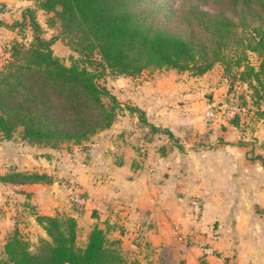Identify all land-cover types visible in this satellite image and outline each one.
Here are the masks:
<instances>
[{"label": "trees", "instance_id": "obj_1", "mask_svg": "<svg viewBox=\"0 0 264 264\" xmlns=\"http://www.w3.org/2000/svg\"><path fill=\"white\" fill-rule=\"evenodd\" d=\"M28 1L53 13L52 22L58 21L60 29L47 39L34 11L23 13L33 41L13 44L9 62L0 68V141L17 136L31 146L52 149L82 144L109 129L124 109L139 111L124 107L100 83L107 72L137 76L167 68L200 76L219 63L227 75L236 70L255 101L264 96V0ZM163 17L175 25L176 33L158 25ZM59 38L79 55L70 65L53 53ZM251 54L259 57L256 65ZM140 117L144 119L143 112ZM146 125L176 140L170 129ZM52 182V176L39 172L0 176V183L12 186ZM36 221L47 238H40L32 250L15 230L3 246L1 264H138L128 262L97 225L80 246L72 215H41Z\"/></svg>", "mask_w": 264, "mask_h": 264}, {"label": "rangeland", "instance_id": "obj_2", "mask_svg": "<svg viewBox=\"0 0 264 264\" xmlns=\"http://www.w3.org/2000/svg\"><path fill=\"white\" fill-rule=\"evenodd\" d=\"M28 9L34 11L45 38L55 37L59 33L58 21L52 22L54 14L39 9L35 1L0 0V68L9 62L13 44L27 46L33 41L29 18L26 21L23 19V13ZM158 25L170 32H177L175 25L167 22L164 17ZM52 50L66 65L79 57L65 39H57ZM250 61L256 65L259 57L251 54ZM233 72L235 74L227 75L219 63L200 76L190 71L178 72L167 68L148 69L137 76L107 72L100 83L124 107L131 106L139 111L130 113L124 109L109 129L82 144L63 143L56 149L35 146L40 148L37 152L41 151L36 156H41L45 163L39 167L40 171L58 161L60 173L56 180H65L66 185L71 187L73 182L66 180L65 173L75 165L81 170L92 165L94 161H91L92 157L88 156L86 149L98 136L110 131L114 150L118 145L122 148V144L128 142V147L137 152L142 164L146 160V155L143 158L144 151L151 149L165 154L171 171H182L188 176V190L182 194L189 202L198 204L200 212L207 199L230 201L259 198V176L254 174H259L257 168L260 166L264 169V96L255 101L252 89L239 79L236 70ZM140 112L144 113V119H141ZM156 118L157 122L162 123H152ZM145 122L170 129L176 142L166 134L154 133ZM14 138L21 141L17 136ZM86 158H90L88 163ZM3 165L5 163L0 160V170H4ZM10 171L15 170L0 171V176ZM250 177H254L252 184ZM195 186L200 191H196ZM18 192L14 187L0 191V213L11 212V235L18 218L13 205L20 206L24 202L19 199ZM22 236L35 250L40 238L34 236L31 240L25 232ZM86 239L85 231L81 229L78 244L83 246ZM1 249L0 264L4 260Z\"/></svg>", "mask_w": 264, "mask_h": 264}, {"label": "crops", "instance_id": "obj_3", "mask_svg": "<svg viewBox=\"0 0 264 264\" xmlns=\"http://www.w3.org/2000/svg\"><path fill=\"white\" fill-rule=\"evenodd\" d=\"M157 120L152 123H162ZM111 136L112 132H105L86 149L94 161L92 165L85 170L75 165L65 173L66 180L73 182L71 187L65 180H56L60 173L58 161L40 171L39 167L45 165L43 158L36 156L40 148L15 138L0 141V160L5 163L0 171L43 172L53 178L50 184H0L1 189L14 187L24 201L23 205H13L18 217L15 230L27 233L31 240L34 236L47 238L36 216L67 213L77 220L78 233L85 231V239L94 225L105 230L128 262L264 264L263 167L254 174L259 176V198L207 199L202 212L199 206L195 213V202L183 196L188 190V176L171 171L165 154L144 151L146 160L142 164L128 142L114 150ZM90 158H86L87 163ZM73 188L84 200L80 211L68 200ZM194 188L200 191L198 186ZM10 214L0 213L1 252L11 233ZM177 229L189 235L188 241L178 239Z\"/></svg>", "mask_w": 264, "mask_h": 264}, {"label": "built area", "instance_id": "obj_4", "mask_svg": "<svg viewBox=\"0 0 264 264\" xmlns=\"http://www.w3.org/2000/svg\"><path fill=\"white\" fill-rule=\"evenodd\" d=\"M69 200L70 202H72L73 204L76 205H81L84 203L83 198L80 196L79 192L72 190L69 193ZM194 211L195 213H198L199 211V206L198 204H194ZM176 234L178 235V239L182 240V241H188L189 239V235L185 234V233H181L180 230L177 229Z\"/></svg>", "mask_w": 264, "mask_h": 264}]
</instances>
